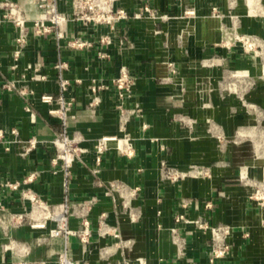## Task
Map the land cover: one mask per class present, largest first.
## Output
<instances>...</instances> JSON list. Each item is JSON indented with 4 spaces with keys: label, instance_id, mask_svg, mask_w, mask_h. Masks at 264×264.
I'll list each match as a JSON object with an SVG mask.
<instances>
[{
    "label": "crops",
    "instance_id": "crops-1",
    "mask_svg": "<svg viewBox=\"0 0 264 264\" xmlns=\"http://www.w3.org/2000/svg\"><path fill=\"white\" fill-rule=\"evenodd\" d=\"M7 1L27 3L0 0V18ZM57 1L61 11L72 13L71 0ZM145 4L159 16L135 17ZM115 7L128 17L114 30L69 24V36H82L91 47L31 34L18 61L17 28L0 22V205L6 210L0 264H62L61 255L81 264H264V211L249 198L234 169L238 163L221 152L215 134L214 124L228 138L235 132L225 105L229 98L219 93L218 80L203 74L226 64L197 61L221 51L210 46L218 25L204 13L209 2L117 0ZM187 7L197 15L185 16ZM103 35L110 43L99 42ZM101 49L109 56L101 57ZM38 54L45 59L43 80H34L29 67ZM59 61L67 64L70 80L64 94L75 98L68 135L85 149L67 171L53 162L52 144L65 125L50 113L54 104L42 100L60 92L54 67ZM123 66L132 80L118 86ZM6 79L34 92L7 90ZM13 128L22 140L37 138V145L25 153L21 143L11 142ZM28 191L48 209L24 197ZM66 194L85 205L73 214L57 208ZM59 216L73 233L51 235ZM84 218L87 242L77 235ZM225 244L230 248L222 252Z\"/></svg>",
    "mask_w": 264,
    "mask_h": 264
},
{
    "label": "rangeland",
    "instance_id": "rangeland-1",
    "mask_svg": "<svg viewBox=\"0 0 264 264\" xmlns=\"http://www.w3.org/2000/svg\"><path fill=\"white\" fill-rule=\"evenodd\" d=\"M206 1L210 7L204 13L218 25L210 46L221 51L213 49L197 61L211 67L226 64L203 74L218 80L219 93L229 98L225 105L235 128L228 138L214 124L218 145L238 163L234 169L239 182L264 211V0ZM196 15L195 8H186L185 16Z\"/></svg>",
    "mask_w": 264,
    "mask_h": 264
},
{
    "label": "built area",
    "instance_id": "built-area-1",
    "mask_svg": "<svg viewBox=\"0 0 264 264\" xmlns=\"http://www.w3.org/2000/svg\"><path fill=\"white\" fill-rule=\"evenodd\" d=\"M116 1L117 0H71L73 9L72 13L61 11L58 7L57 0H27L26 5L7 1L5 3L7 8L5 9L2 18H0V22L2 20H7L17 28V48L13 52V57L15 61H18L23 54V50L31 34L34 36L54 34L59 41L66 40V44L69 47H91L93 43L90 40H86L78 35L73 37L69 36V24L72 21H82L88 25H106L114 30L117 22L128 17V12L124 8L115 7ZM144 14L154 17L159 16L158 9L152 8L148 4L141 6L140 10L135 13V17H142ZM99 42L110 43L109 36H101ZM99 54L101 57L109 56V52L105 49H101ZM44 66L45 59L42 54H38L36 61L29 64V67L34 71L32 76L34 80H43L47 78V75L42 72ZM54 67L58 69L57 80L60 85V92L56 95L44 94L42 95V100L54 104V107L50 109V113L60 118L65 125V131L57 134L53 138L52 144L56 152L53 162L60 164L61 169L67 171L72 165V162L82 156L85 149L75 145L67 131L69 122L76 117L74 109L75 98L67 97L64 94V90L67 89L70 82L64 74V69H66L67 64L59 61ZM131 80L132 76L130 75L129 70L123 66L121 68L120 76L116 78L118 86H123ZM3 86L10 91L17 90L18 93L22 95L34 92L31 88L27 90L25 87L17 86L15 80L6 79ZM26 109L30 111L29 106H26ZM122 124L124 125V123ZM11 132L15 136V139L11 142L21 143L24 146L25 153L35 147L38 143V139L35 137L27 140L20 139L19 130L17 128H13ZM107 138L109 139V137H105L104 139ZM97 147L99 152L102 144L98 143ZM96 158L98 161L100 160L99 153H97ZM55 172L57 173L58 170H55ZM8 184L17 187V184ZM23 196L30 199L34 205L40 206L42 209H48L47 202L36 192H24ZM91 201L92 200H90L87 205H90L92 203ZM82 204L85 205L82 202H77L76 205V201H73L70 195L66 194L64 200L57 206V208H62L65 212L73 214L76 207L78 205L82 206ZM5 211L3 205H0V218L6 215ZM183 217L184 216L181 215V218ZM56 221L59 226L51 230V235L53 237L63 236L74 232L72 229L68 228L65 217H56ZM81 224L84 226H80L77 235L80 241L87 242L89 234V219L84 218ZM200 225L202 226L201 223ZM222 229L224 232H229L228 227ZM118 236V233L114 235L115 238ZM227 248H230L229 244L224 245L222 252H225ZM59 259L62 264H81L79 261L68 259L62 255ZM40 264H46V262L42 261Z\"/></svg>",
    "mask_w": 264,
    "mask_h": 264
}]
</instances>
